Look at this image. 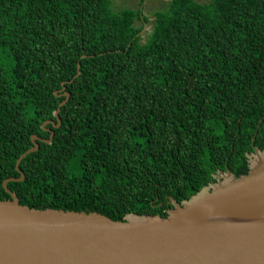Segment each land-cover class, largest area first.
I'll list each match as a JSON object with an SVG mask.
<instances>
[{
	"label": "trees",
	"instance_id": "trees-1",
	"mask_svg": "<svg viewBox=\"0 0 264 264\" xmlns=\"http://www.w3.org/2000/svg\"><path fill=\"white\" fill-rule=\"evenodd\" d=\"M141 20L111 0H0V199L33 134L7 185L34 208L165 217L169 197L248 171L264 149V0H170L144 42ZM64 91L59 126L44 123Z\"/></svg>",
	"mask_w": 264,
	"mask_h": 264
},
{
	"label": "water",
	"instance_id": "water-1",
	"mask_svg": "<svg viewBox=\"0 0 264 264\" xmlns=\"http://www.w3.org/2000/svg\"><path fill=\"white\" fill-rule=\"evenodd\" d=\"M62 94L58 123H44L59 126V108L69 98ZM37 139L31 136L33 145L16 161L20 177L3 181L10 199H0V264H264V160L258 157L264 149L253 145L245 174L219 170L216 181L189 198L169 197L165 217L129 212L114 220L19 202L7 182L24 179L20 162L39 148Z\"/></svg>",
	"mask_w": 264,
	"mask_h": 264
},
{
	"label": "rangeland",
	"instance_id": "rangeland-1",
	"mask_svg": "<svg viewBox=\"0 0 264 264\" xmlns=\"http://www.w3.org/2000/svg\"><path fill=\"white\" fill-rule=\"evenodd\" d=\"M199 2H208L209 0H196ZM170 0H144L142 5L139 4V0H111V5L114 10L121 8H141L142 13L147 17L148 22L141 20L136 22L138 26L143 25L141 34V41L144 42L147 39L148 34L151 31L154 13L156 11L166 10L169 6Z\"/></svg>",
	"mask_w": 264,
	"mask_h": 264
},
{
	"label": "bare ground",
	"instance_id": "bare-ground-1",
	"mask_svg": "<svg viewBox=\"0 0 264 264\" xmlns=\"http://www.w3.org/2000/svg\"><path fill=\"white\" fill-rule=\"evenodd\" d=\"M258 157L261 159V160H264V152H260L258 154Z\"/></svg>",
	"mask_w": 264,
	"mask_h": 264
},
{
	"label": "flooded vegetation",
	"instance_id": "flooded-vegetation-1",
	"mask_svg": "<svg viewBox=\"0 0 264 264\" xmlns=\"http://www.w3.org/2000/svg\"><path fill=\"white\" fill-rule=\"evenodd\" d=\"M214 179L216 181V179H217V172L214 174Z\"/></svg>",
	"mask_w": 264,
	"mask_h": 264
}]
</instances>
